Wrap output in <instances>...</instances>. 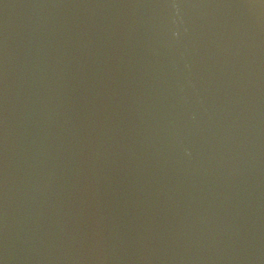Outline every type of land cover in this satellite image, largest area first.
I'll use <instances>...</instances> for the list:
<instances>
[{"label": "water", "instance_id": "obj_1", "mask_svg": "<svg viewBox=\"0 0 264 264\" xmlns=\"http://www.w3.org/2000/svg\"><path fill=\"white\" fill-rule=\"evenodd\" d=\"M0 264H264V0H0Z\"/></svg>", "mask_w": 264, "mask_h": 264}]
</instances>
